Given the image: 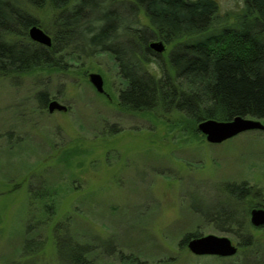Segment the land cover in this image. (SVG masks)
Listing matches in <instances>:
<instances>
[{"label": "rangeland", "instance_id": "374dc122", "mask_svg": "<svg viewBox=\"0 0 264 264\" xmlns=\"http://www.w3.org/2000/svg\"><path fill=\"white\" fill-rule=\"evenodd\" d=\"M13 1L51 35L47 8ZM216 1L222 13L242 8L241 0ZM139 16L146 23L142 11ZM169 51L165 45L162 59ZM68 53L73 55L64 58L63 70L41 67L0 78V264L30 258L21 256L31 215V234L44 244L36 264H69L75 244L89 246L97 264H254L264 254V229L250 224V213L251 245L234 256L195 255L179 241L187 232L240 239L229 223L216 222L237 209L227 184L246 182L264 201V130L211 143L177 110L158 105L125 111L118 104L122 83L113 57L71 46L61 55ZM91 73L102 77L103 92ZM43 92L47 103L56 99L67 109L49 112L40 101ZM36 188L54 197L50 218L41 217L40 199L30 198Z\"/></svg>", "mask_w": 264, "mask_h": 264}, {"label": "trees", "instance_id": "16d2710c", "mask_svg": "<svg viewBox=\"0 0 264 264\" xmlns=\"http://www.w3.org/2000/svg\"><path fill=\"white\" fill-rule=\"evenodd\" d=\"M23 1L32 9L50 12L52 44L46 47L30 40L28 27L40 26L32 11L13 0H0V78L41 67L63 70L64 58H72L73 53H61L71 46L87 54L104 52L113 57L122 83L118 104L125 111L160 105L185 114L194 122L195 131L207 119L264 118V0H241L242 8L236 14L222 13L216 0ZM140 11L146 23H141ZM156 40L170 45L163 59L149 46ZM46 96V92L40 94L44 106ZM227 189L237 209L240 201L248 202L234 210L235 214H220L222 222L216 225L236 227L240 246L246 248L252 241L247 232L248 214L251 208L264 206V201L260 190L246 182L227 184ZM30 192V198L40 199L41 217L50 218L55 212L51 191L36 188ZM32 218L21 256L30 258L11 264H36L44 244L37 234L35 238L31 234L35 228ZM195 236L197 232H187L179 244L186 246ZM58 237L55 247L63 258L66 254ZM36 243L39 247L33 249ZM73 250L68 254L69 264H97L89 255V246L75 244ZM253 262L264 264V254Z\"/></svg>", "mask_w": 264, "mask_h": 264}, {"label": "water", "instance_id": "95a60500", "mask_svg": "<svg viewBox=\"0 0 264 264\" xmlns=\"http://www.w3.org/2000/svg\"><path fill=\"white\" fill-rule=\"evenodd\" d=\"M28 34L32 40L42 43L46 47L52 44L51 36L36 24L28 28ZM149 46L158 53H162L165 50V43L161 40L152 41ZM89 78L97 91L103 92L102 77L97 73H91ZM47 109L49 112L55 110L65 111L67 106L56 99H51L47 103ZM197 128L204 134L206 141L216 143L224 141L245 130H264V124L257 118L236 116L231 120L225 121L216 119L203 120L198 123ZM249 221L253 226L263 225L264 208H252L250 210ZM186 245L188 250L195 255L231 256L237 251V246L226 235L206 234L195 236L191 237Z\"/></svg>", "mask_w": 264, "mask_h": 264}, {"label": "flooded vegetation", "instance_id": "af4514ba", "mask_svg": "<svg viewBox=\"0 0 264 264\" xmlns=\"http://www.w3.org/2000/svg\"><path fill=\"white\" fill-rule=\"evenodd\" d=\"M45 104L47 105V101H46ZM46 105H45V106H46ZM255 130H260V129H255ZM246 131H247V130H246ZM241 183H242V182H241ZM237 184H240V183H237ZM253 208H264V206H261V207H253ZM251 209H252V208H251ZM251 209H250V210H251ZM249 213H250V212H249ZM252 226H253V225H252ZM253 227L264 229V224L261 225V226H253ZM232 228H234V230L236 229V227H232ZM232 228H231V229H228V230H229V231H234V230H232ZM228 230H227V231H228ZM236 231H237V229H236ZM236 237H239V236L236 235ZM240 240H241V237H240V239H238V241H236V242H233V241L231 240L232 243L235 244V245L237 246V251H236V253L233 254V255H231V256L236 255V254L238 253V251L240 250V248H241L240 243H239ZM231 256H223V257H226V258H227V257H231Z\"/></svg>", "mask_w": 264, "mask_h": 264}, {"label": "bare ground", "instance_id": "6f19581e", "mask_svg": "<svg viewBox=\"0 0 264 264\" xmlns=\"http://www.w3.org/2000/svg\"><path fill=\"white\" fill-rule=\"evenodd\" d=\"M28 28H29V27H28ZM27 33H28V31H27ZM28 36H29V34H28ZM29 38H30V36H29ZM30 40H31L32 42H35V43H36V41L32 40L31 38H30Z\"/></svg>", "mask_w": 264, "mask_h": 264}]
</instances>
